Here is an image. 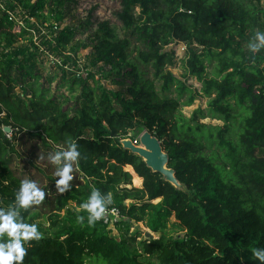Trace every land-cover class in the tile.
I'll use <instances>...</instances> for the list:
<instances>
[{
	"label": "trees",
	"instance_id": "obj_1",
	"mask_svg": "<svg viewBox=\"0 0 264 264\" xmlns=\"http://www.w3.org/2000/svg\"><path fill=\"white\" fill-rule=\"evenodd\" d=\"M119 1L121 30L102 22L88 44L74 46L79 31L65 25V9L77 0H0V158L15 149L6 126L79 152L80 181L58 196L52 232L23 242V264H261L253 251L264 249V47L253 52L250 45L264 33L262 0ZM8 10L24 19L20 31ZM54 43L63 81L71 91L82 87L72 109L46 86L58 74L39 70L40 54ZM175 43L186 45L184 68L202 84L199 93L169 70L176 52L167 47ZM86 48L89 64H79ZM99 67L115 70L113 83L122 87L101 83ZM200 96L207 108L186 117L181 108ZM205 118L223 125L201 123ZM144 131L162 142L184 189L123 147V139L137 141ZM93 191L112 203L89 224L82 206ZM172 216L184 236L139 240L132 231L143 222L162 232Z\"/></svg>",
	"mask_w": 264,
	"mask_h": 264
},
{
	"label": "rangeland",
	"instance_id": "obj_2",
	"mask_svg": "<svg viewBox=\"0 0 264 264\" xmlns=\"http://www.w3.org/2000/svg\"><path fill=\"white\" fill-rule=\"evenodd\" d=\"M262 3L264 6V0H262ZM119 9V0H77V2L68 5L65 9V25L74 27L79 31L76 34V41L73 45L82 46L84 44H88L92 33L98 28V24L105 21L109 22L112 27L121 30V22L118 20L116 15ZM16 31H20V28L17 27ZM45 33H48V31L45 30L44 34ZM54 47L55 43L50 47L51 50L48 51L47 54H40V58H43L44 60L39 65V70L44 77L58 74L52 83H47L46 80H44V82H46V86L50 87L52 95L58 98H61V95H64L69 98V103L66 106H68L69 109H72L76 107V105L81 104L78 99L81 96L82 87L80 85H76L74 87L75 89L71 91V83L63 81V73L58 70V67L55 64L57 62L62 64L61 57L53 51ZM172 49L176 52V58L175 64L170 66L169 70H171L177 78L182 80L187 86L191 87L194 93H199L202 89V84L195 77L190 76L184 68L186 45L182 43H175L167 47V50ZM91 52L92 50L90 48L82 49L79 54L81 59H77L79 64H89L88 56ZM65 54L69 53L67 52ZM206 62L208 63V61ZM72 66L73 65L71 64L66 67V71L68 72L67 78L71 77L69 73H71ZM99 66H103V64H100ZM115 72V70H110V67H102L100 73L97 75V78H101V83L106 84L109 88L120 89L122 87L121 85L113 83L114 79H118L114 75ZM210 72L211 67H208V73L210 74ZM85 75L86 74H84V76ZM91 84L92 86L95 85L93 81H91ZM188 95L189 94L186 93V96L182 100H185ZM170 96H177L175 89H173ZM208 101V98L200 96L193 105L182 107V113L186 117L190 118L193 116L196 109L207 108ZM200 122L214 126L223 125V122L211 118L201 119ZM6 127H10L13 130V127L11 126ZM134 133L135 132H131L130 137H132ZM141 134L137 137V141H140ZM14 135L12 134L10 137L15 148L14 151L9 149L0 158V207L5 212L10 209L17 208V194L21 189L22 182L25 180L35 182L38 188L45 192L44 200L38 205H31L27 210L20 208L19 213L22 219V216L29 211L30 213L27 215L26 224L29 226L35 225L41 236H47V234L52 232L49 217L51 216V211L57 205L58 196L61 194L58 190L56 182L62 177L56 175L57 170H62L66 164H71L73 170L70 175L73 176V179L68 182L69 186L70 184L80 181V169L78 165L79 158L76 161H66L62 157L60 164L55 165L51 162L50 156L55 155L58 151H63L62 147L52 143L48 139H45L40 133L18 132ZM125 169L129 171L127 168ZM134 186L136 185L134 184ZM136 187L141 188L142 185ZM159 201L160 200H156L154 202L158 203ZM134 202V200H128L126 203L130 205ZM73 205L74 204L71 203L69 207L73 208ZM64 213L65 210L59 213L61 214V218L64 216ZM177 224L178 221L175 216H172L169 219L168 228L162 232H152L143 222L135 223L132 231L138 230L140 232L139 240L147 239V232L152 233L154 238H159L162 234L175 237L179 235L182 237L184 236V232L179 231ZM111 228L113 229L112 235L118 237L119 232L115 229L113 224ZM31 240L27 241L26 244L30 243ZM145 264L159 263L153 259L149 262H145Z\"/></svg>",
	"mask_w": 264,
	"mask_h": 264
},
{
	"label": "clouds",
	"instance_id": "obj_3",
	"mask_svg": "<svg viewBox=\"0 0 264 264\" xmlns=\"http://www.w3.org/2000/svg\"><path fill=\"white\" fill-rule=\"evenodd\" d=\"M256 39L260 44H251L253 52L258 51L264 47V33L258 32ZM68 151H58L55 155L50 156L53 164L59 165L61 158L66 161H76L79 157V152L76 150L74 144L70 145ZM72 165L66 164L62 170H57L56 175L62 177L56 183L59 192L63 193L69 187V181L73 179L70 175L72 172ZM63 186V187H60ZM45 198V192L38 188L37 184L32 181H23L21 189L17 194V208L8 211L0 210V238L5 234L8 237L6 243H0V264H23V259L26 255V249L23 242H27L33 238L40 239L39 233L35 225H27L22 222L19 209L27 210L33 204H40ZM112 203L111 195L102 198L99 191H93L88 202L83 204V208L89 213V224L103 218L106 206ZM83 217H78L79 222H83ZM253 255L261 264H264V249L257 248L253 251Z\"/></svg>",
	"mask_w": 264,
	"mask_h": 264
},
{
	"label": "water",
	"instance_id": "obj_4",
	"mask_svg": "<svg viewBox=\"0 0 264 264\" xmlns=\"http://www.w3.org/2000/svg\"><path fill=\"white\" fill-rule=\"evenodd\" d=\"M4 131L10 133L12 129L5 127ZM121 143L125 149L143 158L153 172L161 174L166 181L173 184L176 188L184 189L176 177L175 170L168 166L169 155L164 150L162 142L151 132L144 131L140 136V141H133L131 138H126ZM146 237L149 239L154 238L150 232L146 233Z\"/></svg>",
	"mask_w": 264,
	"mask_h": 264
},
{
	"label": "built area",
	"instance_id": "obj_5",
	"mask_svg": "<svg viewBox=\"0 0 264 264\" xmlns=\"http://www.w3.org/2000/svg\"><path fill=\"white\" fill-rule=\"evenodd\" d=\"M2 7H3V5H2ZM3 8H4V7H3ZM4 9H5V8H4ZM7 13H8V15H9V17H10V20L15 21V22H16V25H17L20 29H21L22 26L25 25L24 19H20V20H19V19H18V14L15 13L14 10H8ZM6 134H7V136H8L9 138L12 136V132H10V133H6ZM110 212H111V214L114 216V218L112 219V221H116V218H115V217L118 216V212L116 211V209H113V210H111ZM106 221H108V219H106Z\"/></svg>",
	"mask_w": 264,
	"mask_h": 264
}]
</instances>
